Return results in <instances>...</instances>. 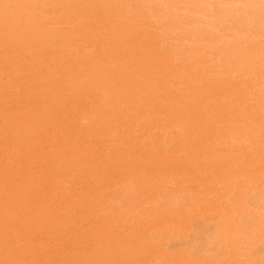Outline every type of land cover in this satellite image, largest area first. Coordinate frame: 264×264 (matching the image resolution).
<instances>
[{
    "label": "bare ground",
    "instance_id": "1",
    "mask_svg": "<svg viewBox=\"0 0 264 264\" xmlns=\"http://www.w3.org/2000/svg\"><path fill=\"white\" fill-rule=\"evenodd\" d=\"M0 264H264V0H0Z\"/></svg>",
    "mask_w": 264,
    "mask_h": 264
},
{
    "label": "rangeland",
    "instance_id": "2",
    "mask_svg": "<svg viewBox=\"0 0 264 264\" xmlns=\"http://www.w3.org/2000/svg\"><path fill=\"white\" fill-rule=\"evenodd\" d=\"M126 207H128V206H126ZM195 208H199V206H198V207H195ZM126 209H128V208H126ZM194 212H195V211H194ZM194 212L192 211V212H191L192 214L190 213L189 215H190V216H191V215H194V214L196 213V212H195V213H194ZM189 215H188V217H190Z\"/></svg>",
    "mask_w": 264,
    "mask_h": 264
}]
</instances>
